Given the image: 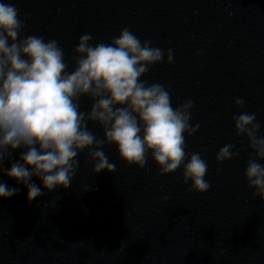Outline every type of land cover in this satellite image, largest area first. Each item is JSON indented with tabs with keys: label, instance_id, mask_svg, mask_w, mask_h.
I'll return each mask as SVG.
<instances>
[{
	"label": "clouds",
	"instance_id": "obj_1",
	"mask_svg": "<svg viewBox=\"0 0 264 264\" xmlns=\"http://www.w3.org/2000/svg\"><path fill=\"white\" fill-rule=\"evenodd\" d=\"M19 15L14 4L0 2V170L10 150L27 149L20 155L23 163H12L6 175L27 187L29 202L45 194L30 182L34 176L49 192L69 188L79 168L77 157L86 150L93 173H114L116 165L105 154V144L115 145L121 160L140 169L150 152L158 175L183 165V183L191 181L189 192L209 190L207 161L199 152L185 151V134L190 137L200 127L190 123L194 101L174 108L164 85L141 79L151 66L174 62L171 48L165 52L152 47L150 40L141 41L127 27L110 43L93 44L92 34L84 33L73 49L75 68L69 72L59 43L38 35L23 37L28 16L21 20ZM84 96L93 100L87 113L80 111ZM234 104L243 108L245 100L237 97ZM232 120L236 135L245 137L254 152L244 171L247 185L255 190L253 197L264 201V164L258 162L264 160L261 124L248 112ZM89 122L103 128L104 139L88 129ZM234 148L231 143L220 148L217 163L238 157L240 151ZM89 190L93 189L83 191ZM18 191L0 183V197L10 198Z\"/></svg>",
	"mask_w": 264,
	"mask_h": 264
}]
</instances>
